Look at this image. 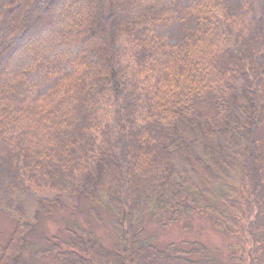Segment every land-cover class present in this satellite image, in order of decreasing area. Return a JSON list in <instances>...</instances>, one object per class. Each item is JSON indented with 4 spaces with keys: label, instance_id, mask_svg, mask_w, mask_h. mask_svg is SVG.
I'll return each mask as SVG.
<instances>
[{
    "label": "trees",
    "instance_id": "16d2710c",
    "mask_svg": "<svg viewBox=\"0 0 264 264\" xmlns=\"http://www.w3.org/2000/svg\"><path fill=\"white\" fill-rule=\"evenodd\" d=\"M31 193L114 212L112 248L49 238L74 264H227L147 240L165 213L212 216L244 236L231 262L264 264V0H0V264L22 263Z\"/></svg>",
    "mask_w": 264,
    "mask_h": 264
},
{
    "label": "rangeland",
    "instance_id": "374dc122",
    "mask_svg": "<svg viewBox=\"0 0 264 264\" xmlns=\"http://www.w3.org/2000/svg\"><path fill=\"white\" fill-rule=\"evenodd\" d=\"M108 2L109 0H105L106 10H108ZM235 184L238 185V183ZM31 194L25 196L24 201H26L25 208L27 207L29 218L33 222V230L27 236L21 264H74L71 260L79 258L78 254L64 258L57 257L55 252L45 253L43 251L51 247L49 238L56 236L65 241L72 235L71 230H76L77 227L94 232L108 248L114 247L117 243L115 214L98 199L83 197L77 208L64 204H45L44 210L39 213L36 212L37 195ZM52 195L54 193L48 196ZM15 215L7 210H0V246H5L11 240L18 225ZM169 217L167 213L161 219L145 215V238L159 247H164L173 241L199 240L209 246L210 254L227 264H236L231 262L230 252L239 243H244L245 239L242 234L217 229L214 225V218L210 215L182 214L177 223L169 220ZM62 247L64 250L73 249L72 246L62 245ZM239 253H243L240 247ZM1 255L0 252V257Z\"/></svg>",
    "mask_w": 264,
    "mask_h": 264
}]
</instances>
